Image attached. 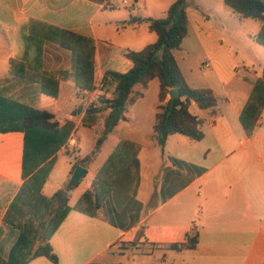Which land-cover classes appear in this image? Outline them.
Instances as JSON below:
<instances>
[{"label":"crops","instance_id":"1","mask_svg":"<svg viewBox=\"0 0 264 264\" xmlns=\"http://www.w3.org/2000/svg\"><path fill=\"white\" fill-rule=\"evenodd\" d=\"M104 1L0 0V93L47 111L56 120L73 122L70 134L74 133L76 144L72 167L77 159L90 153L96 141L94 139L86 153L80 154L79 127L97 129L111 109L104 107L101 111L103 117L95 124L83 125L85 109L79 99L82 88L73 83V55L69 49L55 42L40 40L39 35L43 31L32 22L64 29L92 40L94 86L87 90L91 92L102 86L104 71L125 72L130 68L131 63L124 56L126 51L141 50L156 40L155 32L148 29L146 22L128 24L129 18L163 17L174 0H155L150 8L145 0H134L129 7L117 8L105 7ZM140 2L142 14L137 11ZM191 7L194 11L203 7L209 11L202 17L197 16L195 29L200 32L211 19L216 16L220 19L223 15V25L220 23L219 30H223V41L233 51V55L223 59L225 111L221 113L215 107V113L211 114L208 109H199L192 103L190 112L203 119L200 127L202 138L193 141L180 134H171L161 150L153 138L152 128L156 114L161 111L158 106L169 99L166 94L161 102L157 98L151 128L145 133V140L139 142L117 137L107 152L104 151L101 162L93 168L91 165L104 150L114 126L115 130H122L129 128L130 120L137 125L141 123V115L135 110V105L143 97L150 81L144 89L135 86L134 91H140L142 95L121 111L117 123L108 132L94 158L87 162L85 174L89 166L92 171L83 184L81 194L91 191L97 169L120 140L139 145L135 161L94 216L75 210L68 212L48 240L57 264H264V109L249 136L238 121L251 83L264 66V62H256L255 68L253 58L242 52L240 55L238 51L250 48L252 43L257 44L254 35L262 21L256 20L258 23L252 30L248 21L250 18H238L223 0H215L211 5L201 1L193 6L186 0L187 33ZM207 37H211V32L207 33ZM210 59L214 67L216 55ZM11 60L24 63L25 69L39 67L56 79V98L37 93L32 85L22 84L13 73H21L24 69L21 66L11 67ZM259 61H264V53ZM182 75L190 87L197 88ZM233 82L235 85L231 91L229 86ZM207 88L216 97V88L213 85ZM102 89L105 98H110L111 90ZM100 106L98 102L96 107ZM22 150L21 131L0 132L1 238L8 231L2 222L4 214L23 183ZM60 151L70 156L64 145L55 156ZM52 169L41 187L45 197L67 186L65 183L60 186L62 180L52 192L44 194ZM72 171L71 168L65 181ZM67 194L68 204L72 206L74 203H70L69 191ZM9 244L0 242V249L5 252ZM25 264L53 263L45 256H37Z\"/></svg>","mask_w":264,"mask_h":264},{"label":"trees","instance_id":"2","mask_svg":"<svg viewBox=\"0 0 264 264\" xmlns=\"http://www.w3.org/2000/svg\"><path fill=\"white\" fill-rule=\"evenodd\" d=\"M231 12L238 18H251L262 21L254 41L264 47V0H223ZM186 0H174L160 18H141L131 16L128 24L146 22L148 29L156 34V40L145 45L141 50H128L125 58L131 63L125 72L106 70L101 84L104 90H111L110 98L101 97L100 107L85 110L82 123L85 126L95 124L101 118L104 107L111 112L103 119L104 129L96 139L93 149L82 159H77L72 167H86L92 161L108 132L117 123L108 125L113 109L125 111L142 93L134 91L147 87L152 79L158 81V101H163L169 89L179 92L174 99L172 109L168 101L159 105L161 109L155 116L153 138L162 150L166 138L171 134H180L193 141L202 138L200 130L203 119L189 110L193 103L199 109H208L215 113L217 99L210 88L190 87L183 77L173 51L179 49L187 35L188 20L185 13ZM40 40H50L73 55L72 76L76 87L92 89L94 86V46L90 38L53 26L41 25ZM30 33L32 31L30 30ZM10 66H21L24 71L13 73L22 84L33 86L37 93L56 98L58 81L39 67L25 69L19 61H10ZM36 86V87H35ZM111 88V89H110ZM264 109V66L260 75L251 83V90L241 108L238 121L246 135H250ZM73 122L65 119L56 120L44 110L35 109L27 104L7 98L0 93V132L21 131L23 150L21 159V177L23 183L8 206L3 224L8 229L1 238V243L9 242L5 252L0 249V264H25L37 256H45L53 264L57 258L51 252L49 238L58 228L70 210L87 216H94L97 208L107 198L115 184L128 167L135 161L139 145L129 140H120L97 169L91 182V191L83 192L71 206L68 204L67 191L76 187V182L65 189L56 190L50 197L41 193L53 165L56 152L66 143L73 128ZM85 175V173H84ZM83 175V176H84ZM2 231L0 230V235Z\"/></svg>","mask_w":264,"mask_h":264},{"label":"rangeland","instance_id":"3","mask_svg":"<svg viewBox=\"0 0 264 264\" xmlns=\"http://www.w3.org/2000/svg\"><path fill=\"white\" fill-rule=\"evenodd\" d=\"M145 1L150 8L151 4H154L155 0ZM201 1L211 5L214 4L215 0H188L190 6H193L194 3H199ZM192 8L193 7L189 8V16L191 20L189 31L185 38L182 40L179 49L174 51V57L180 69L182 70V73L190 84H193L197 88H207L208 85H213L216 88V110H220L219 112L223 113L226 107V103L223 100V59H227L230 55H233V51L230 48V45L226 44V41H223V30H219L220 23H222L223 25V15L220 19L217 18V16L211 19V21L208 22L207 27L202 26V31L200 32L195 29L197 16L202 17L208 14L209 11L208 9H206V7H203V9H197L196 11H194ZM138 9V13L142 14L141 2L139 3ZM137 11L135 10V12ZM248 21L249 23H251L250 28L254 30L258 22L251 18ZM208 32H211V37H207ZM238 52V54L240 55H242L243 53L245 56L252 57L255 62V68H257L256 62H259V64H261V62H264L259 61L262 53H264V48L260 47L255 43H252L250 48L247 47L246 49L239 50ZM213 55H216L217 57V60L213 65L214 67H212L210 63V58ZM205 64H208V66L206 67ZM234 83L235 82H233L229 86V89L231 88V91H233V87L235 85ZM157 90V80H151L148 84V88L144 91L143 97L135 105V110L141 115V123L137 125L130 120L128 122L130 125L129 128L122 130H115L116 128L114 126L104 150H102L101 154L91 165L93 168L97 166L99 162H101L102 158H104L105 156L103 155L104 151L107 152L109 146L117 137L132 138L139 142L145 140V133L149 130V128H151L150 126L153 120L152 114L155 110L154 106L157 104ZM87 109L89 108H86V110ZM101 116L103 117V114ZM103 129V123L100 124V126H98V128L94 130L87 127H79L78 134L80 138V154L86 153L91 148L92 142L94 141V139L96 140L100 136ZM72 158V155L68 156L64 151H60L59 153H57L53 160V169L50 174L48 185L43 191L44 194L47 195L49 192H52L53 188L59 185L62 180L63 183H60V186H64V183L65 185L68 183L69 179L65 181V176L68 175L72 168ZM92 167H88V170L86 174L82 177L80 184L69 190L70 203H75L77 198L80 196L83 184L89 178L90 173L92 171Z\"/></svg>","mask_w":264,"mask_h":264},{"label":"built area","instance_id":"4","mask_svg":"<svg viewBox=\"0 0 264 264\" xmlns=\"http://www.w3.org/2000/svg\"><path fill=\"white\" fill-rule=\"evenodd\" d=\"M134 0H105L104 6L108 8H117V7H129L132 5ZM88 89H81L80 91V101L84 105V109L86 108H94L96 107V104L99 102V99L101 97H105V92L102 89V86L100 85L96 89L90 91H87ZM76 144V138L74 136V133H71L64 144V149L67 153L72 155L75 151L74 147Z\"/></svg>","mask_w":264,"mask_h":264},{"label":"water","instance_id":"5","mask_svg":"<svg viewBox=\"0 0 264 264\" xmlns=\"http://www.w3.org/2000/svg\"><path fill=\"white\" fill-rule=\"evenodd\" d=\"M167 94L169 97L168 105H169V109L171 110L172 106H173V101H174V99H176L178 97L179 92L176 88H172V89H169ZM120 115H121L120 110L113 109L112 113L108 119V125L112 126L114 124V122L119 118ZM84 173H85L84 167L79 166V165L76 166L70 175V178L68 180L67 185L68 186L74 185L76 182H78L83 177Z\"/></svg>","mask_w":264,"mask_h":264}]
</instances>
